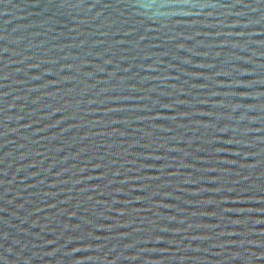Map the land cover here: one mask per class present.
<instances>
[{"label": "water", "instance_id": "95a60500", "mask_svg": "<svg viewBox=\"0 0 264 264\" xmlns=\"http://www.w3.org/2000/svg\"><path fill=\"white\" fill-rule=\"evenodd\" d=\"M0 264H264V0H0Z\"/></svg>", "mask_w": 264, "mask_h": 264}]
</instances>
